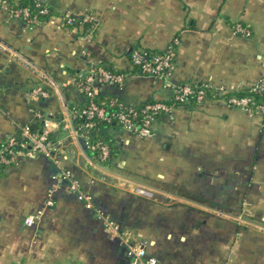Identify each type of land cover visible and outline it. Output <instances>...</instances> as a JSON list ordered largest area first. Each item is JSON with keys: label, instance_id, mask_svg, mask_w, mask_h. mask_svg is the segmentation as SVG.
I'll use <instances>...</instances> for the list:
<instances>
[{"label": "crops", "instance_id": "1", "mask_svg": "<svg viewBox=\"0 0 264 264\" xmlns=\"http://www.w3.org/2000/svg\"><path fill=\"white\" fill-rule=\"evenodd\" d=\"M47 2L62 14H91L97 25L70 27L53 16L29 28L0 3V143L37 123L36 113L61 122L52 133L61 143L56 157L23 158L0 171V264H130L124 233L159 264H264L262 115L209 98L157 119L148 138L109 127V163L73 133L70 119L85 101L79 72H131L133 50L161 53L176 37L167 81L134 73L98 94L136 105L168 100L181 83L211 82L228 93L264 80V0ZM238 23L251 36L237 34ZM36 87L47 96L34 97ZM64 169L92 194L93 209L59 181Z\"/></svg>", "mask_w": 264, "mask_h": 264}, {"label": "built area", "instance_id": "2", "mask_svg": "<svg viewBox=\"0 0 264 264\" xmlns=\"http://www.w3.org/2000/svg\"><path fill=\"white\" fill-rule=\"evenodd\" d=\"M36 1L38 6H42L46 4L47 0ZM0 3L12 17L23 20L27 27L34 28L39 24L38 18L32 15L27 8H13L11 1L9 0H0ZM42 12H46V10H43ZM85 23H91L92 30L97 25L95 17L91 14L74 16L64 22L65 25L70 27L84 26ZM235 31L237 34L247 37L251 36L252 34L249 27L241 23L236 24ZM179 42V38L176 37L162 53H154L147 50L135 49L131 54V64L133 67H140V71H138L137 74L153 76L163 81H167L175 69L176 48ZM128 76L129 74L127 72H117L102 66L98 67L97 69L79 72L75 77V83L81 89L84 97L93 96L98 94L97 88L102 85L116 84L123 86ZM204 83L212 89L213 95H223L227 93L223 87H215L211 82ZM248 88L254 91H264V80L254 83ZM173 93L177 95V99L182 102H186L187 100H185V96L194 93V89L188 85V83H181L174 87ZM33 96H47V92L41 87H36V89L33 90ZM207 99H209L207 92L204 89L199 90L197 94L198 104L205 102ZM224 99L226 104L230 107L240 108L249 113L260 114L264 117V103L256 104L253 97H231ZM134 106L135 105H132L133 110ZM174 109L175 107L164 102H159L155 105L148 106L144 111L146 112V110H152L153 113H146L144 121L141 125L132 121L129 116L130 113H120L115 115L114 118H117L120 120V122H122L123 130L131 131L141 137L148 138L153 135L152 126L157 120V114H171ZM133 110L130 112H133ZM133 114L135 115L136 113L133 112ZM94 115H98L100 117L104 116V110L99 108L95 103H91V105L82 112L78 111L77 109H72L70 119L73 125L71 127L73 133H79L85 138L89 145V149L92 151H99L98 154H96V157L100 161L105 162L109 159V146L105 143H102L101 141L92 143V139L95 136V132L97 130L95 122L91 120ZM35 117L36 119L43 121V127L41 130H37L35 132L32 130L30 124H25L20 127L16 134L9 136L6 141L0 143V171L7 170L9 167L16 164L23 158H35L40 154L51 158L56 157L58 146L61 143L56 142L53 139L52 133L53 129L59 128L61 126V122L58 121V123L54 125L50 121L44 120L42 115L39 113H36ZM83 117H86L87 121L77 125L75 121ZM110 119L111 118H109V121H111ZM58 179L60 182L68 183L70 189L77 195L78 200L83 202L87 208L93 209L95 207L92 194L82 187L70 170H62L58 176ZM46 206H53V200L49 199ZM40 214L41 211H39L37 214L28 215L25 218V224L27 226H32L35 224L36 219ZM239 218L244 222V218L242 216H239ZM104 219L109 226H112L115 229L118 228L108 219V217L105 216ZM123 239L127 245V256L129 258L130 264H159V260L155 256L148 253L144 243L135 242L133 236L127 233L123 234Z\"/></svg>", "mask_w": 264, "mask_h": 264}, {"label": "trees", "instance_id": "3", "mask_svg": "<svg viewBox=\"0 0 264 264\" xmlns=\"http://www.w3.org/2000/svg\"><path fill=\"white\" fill-rule=\"evenodd\" d=\"M11 1L12 7L16 9H23L27 8L30 13L38 18V22L45 21L47 19H50L53 16H61L64 21H67V19L74 17L73 15H66L59 13L56 11L51 5L48 4L46 1V4L42 6H38V3L36 0H9ZM43 10H46V12H42ZM85 25L88 26V28H92L91 23H85ZM162 53V52H161ZM108 68V67H107ZM138 71H140L139 66H134L131 72H127L130 74H136ZM185 84V83H182ZM193 89L194 93H191L189 95L185 96L186 102H182L179 99H177V95L173 93V95L168 100H155L151 99L149 101H146L144 103L136 104L134 106V110L132 108V105L127 104L123 100H121L118 97H105L99 94L93 95V96H85V101L83 104H78L74 106V109H77L78 111L82 112L84 109H87L91 103H95L99 108L104 110V116L100 117L98 115H94L91 120L95 122L97 130L95 132V136L92 139V143H96L97 141H101L102 143H105L109 146L110 149V155L109 159L106 160V163H109L113 161L115 157L116 148L112 145L111 141L106 137V135L102 132V130L109 128V127H116V128H122L123 124L120 122L119 119L114 118L115 115L120 113L129 114L130 118L133 122H136L137 124L141 125L144 121V117L146 113H153L152 110H146L144 111L148 106L155 105L159 102H164L170 106L173 107H186L188 109H193L198 104L197 100V94L198 91L201 89H204L207 92L208 98L212 99H219V98H231V97H253L256 104H263L264 103V91L262 90H251L249 88H245L238 91H232L228 92L223 95H213L212 89L207 86L204 82L197 83V82H191L188 83ZM133 110L136 114L134 115L133 112H130ZM165 115L163 113L157 114V119L163 118ZM109 118H111L109 121ZM90 120V119H89ZM87 121L86 117H83L81 119H78L75 121L77 125H80L82 123H85ZM33 131L41 130L43 127V121L38 120L37 123L31 125ZM40 128V129H39ZM94 154H98V150L93 151Z\"/></svg>", "mask_w": 264, "mask_h": 264}]
</instances>
